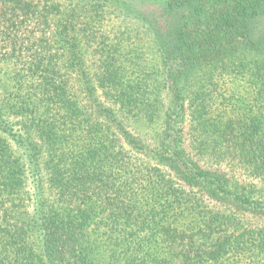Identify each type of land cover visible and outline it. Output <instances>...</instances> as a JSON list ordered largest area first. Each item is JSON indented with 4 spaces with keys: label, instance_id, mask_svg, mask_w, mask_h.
<instances>
[{
    "label": "trees",
    "instance_id": "obj_1",
    "mask_svg": "<svg viewBox=\"0 0 264 264\" xmlns=\"http://www.w3.org/2000/svg\"><path fill=\"white\" fill-rule=\"evenodd\" d=\"M0 264H264V0H0Z\"/></svg>",
    "mask_w": 264,
    "mask_h": 264
}]
</instances>
